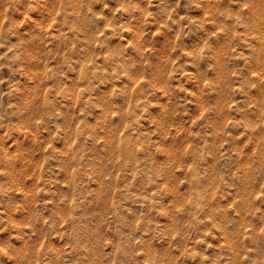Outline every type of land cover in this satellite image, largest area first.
Masks as SVG:
<instances>
[{"label": "rangeland", "instance_id": "obj_1", "mask_svg": "<svg viewBox=\"0 0 264 264\" xmlns=\"http://www.w3.org/2000/svg\"><path fill=\"white\" fill-rule=\"evenodd\" d=\"M0 264H264V0H0Z\"/></svg>", "mask_w": 264, "mask_h": 264}]
</instances>
